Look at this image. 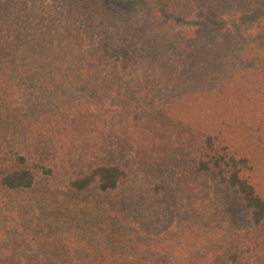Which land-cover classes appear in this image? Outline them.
Instances as JSON below:
<instances>
[{
	"label": "trees",
	"instance_id": "trees-1",
	"mask_svg": "<svg viewBox=\"0 0 264 264\" xmlns=\"http://www.w3.org/2000/svg\"><path fill=\"white\" fill-rule=\"evenodd\" d=\"M132 2L0 0V185L28 189L41 168L66 180L68 200L124 190L112 207L126 212L141 207L145 178L162 175L152 193H163L168 168L190 165L263 225L264 26L248 16L264 0ZM191 16L205 18L175 26ZM127 148H136L130 158ZM79 158L94 161L74 172ZM99 217L83 220L82 232ZM85 252L72 264H172L138 247ZM190 259L174 264H208Z\"/></svg>",
	"mask_w": 264,
	"mask_h": 264
},
{
	"label": "rangeland",
	"instance_id": "rangeland-1",
	"mask_svg": "<svg viewBox=\"0 0 264 264\" xmlns=\"http://www.w3.org/2000/svg\"><path fill=\"white\" fill-rule=\"evenodd\" d=\"M104 1L112 7L126 8L133 4L132 0ZM204 18L191 16L174 24L191 30ZM237 18L227 16L225 21ZM248 19L253 27L264 26V10L251 14ZM113 149L116 148L113 146ZM133 150L127 148L124 153L130 158L135 154ZM120 156V153L116 155L119 159ZM91 161L94 158L75 160L72 171L85 169ZM189 166L167 167L163 174L166 175L163 193H152L157 188L154 186L162 182V175L145 178L148 181L142 185L141 193L145 191L146 196L141 199V207L126 212L119 211L120 205L115 210L112 207L114 199L126 194L124 190L101 199L93 191L80 192L75 194L79 196L77 200L74 194L68 200L64 197L68 195L64 194L68 188L66 180L56 172L48 176L41 168H37L36 182L28 189L0 185V262L72 264L87 256L86 248L107 250L113 244L130 249L138 247L140 253H147L148 245L151 252L147 255L152 261L172 264L178 263L179 258H198L208 264H216L225 257L229 264L236 257L237 264H255V258H264V224L250 225L247 209L241 203L237 206L234 197L228 198L222 184H217L212 177L191 173ZM229 193L232 194L231 190ZM67 201L71 205L77 202L76 207L66 208ZM97 213L102 222H98L97 228L93 226L90 233H83L80 226L83 220H90ZM113 220H120L121 225L113 229L106 226ZM168 248L173 250L169 256Z\"/></svg>",
	"mask_w": 264,
	"mask_h": 264
}]
</instances>
